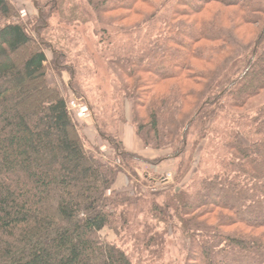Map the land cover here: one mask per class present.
Listing matches in <instances>:
<instances>
[{
  "label": "trees",
  "instance_id": "obj_1",
  "mask_svg": "<svg viewBox=\"0 0 264 264\" xmlns=\"http://www.w3.org/2000/svg\"><path fill=\"white\" fill-rule=\"evenodd\" d=\"M86 2L90 14L75 6L67 20L97 22L105 58L146 88L119 86L137 136L167 153L128 152L111 130L122 113L98 116L71 83L115 154L90 152L67 94L47 79L48 15L39 9L33 36L0 0V264H155L174 230L189 242L186 264H264V0ZM112 11L125 12L113 21L142 20L109 26L102 15ZM254 23L259 33L242 44L237 29ZM167 162L177 164L173 184L158 171ZM120 175L126 190L114 189ZM231 224L263 232L226 231Z\"/></svg>",
  "mask_w": 264,
  "mask_h": 264
},
{
  "label": "rangeland",
  "instance_id": "obj_2",
  "mask_svg": "<svg viewBox=\"0 0 264 264\" xmlns=\"http://www.w3.org/2000/svg\"><path fill=\"white\" fill-rule=\"evenodd\" d=\"M15 5L20 20L27 26V30L33 36H36V29L38 27V18L40 15L39 9L44 10V14L48 15V29L46 30V35L48 36L49 42L52 46L48 44L46 48V55L48 58V68H47V79L51 84H57L60 91L68 96V106L69 110L75 118L79 129L84 134L87 148L90 152L95 153V149L104 155V157H113L115 154L112 146L100 137L98 130L93 122L92 111L90 114H82L83 103L76 102L75 106L71 104L73 100L77 98L82 102L86 100L81 96H76L70 90L71 83L76 85L78 89L86 96L91 105L94 108L95 114L98 116H104L106 113L109 116L114 115L116 121L118 118H123V122H116L113 126L114 132H117V140H120L128 152L136 154L138 156L156 159L159 156H163L167 152L155 151L153 149L145 148L142 140L137 136L135 126L133 124V102L130 100L123 101V93L119 91V86L125 85L130 91L135 89L134 79L128 78L126 75H120L121 72L118 67L113 66L106 59V53L104 47L100 44V38L98 30L100 27L97 22L84 23L83 21H71V11L72 7H77L79 11H86L87 14L91 13V8L88 6L86 0H11ZM139 7H141L139 5ZM217 8V7H216ZM221 11L227 13H233L234 8H222L218 6ZM75 12V11H74ZM81 12V13H82ZM151 12V9L149 10ZM125 12L122 11H112L103 14L104 22L113 27H126L131 28L136 26L141 20V17L133 16L129 14L119 21H113L115 17H120ZM205 16L209 17L207 13ZM187 19L188 18H184ZM225 26L228 25L225 23ZM261 29V24H245L241 28L237 29L236 35L239 41L248 45L252 42ZM57 54L59 56H57ZM62 56V57H60ZM60 59V60H59ZM60 62V65L57 63ZM58 65V66H57ZM199 67L204 65L197 63ZM68 67H72L74 70V75L71 76ZM187 75V74H186ZM122 76V77H121ZM142 78H147L149 76L139 74ZM138 77V75H137ZM136 77V78H137ZM122 78V79H121ZM186 88L195 87L193 83L186 82ZM197 88V87H196ZM146 88L135 89V94L145 95ZM165 91L162 86L153 89V92ZM255 102V101H253ZM140 112L143 109L139 108ZM188 108L185 109L187 112ZM105 113V114H104ZM122 113V116L120 117ZM113 117V116H112ZM132 133V134H131ZM131 145V148H127L126 145ZM142 149L140 152L135 153L137 145ZM132 149V150H131ZM203 148L199 147L194 155V162L191 171L186 177L182 185L186 184L191 177L194 175L197 164L200 157L203 156ZM176 163L167 162L158 168V171L164 176L170 183H174V176L176 174ZM128 179L125 175H120L116 185L115 190H126L128 188ZM220 210H215L210 217V222H214L217 219V215ZM207 218V217H205ZM241 229L245 232L258 235L263 232L262 230H252L243 227L238 224H231L226 231H234ZM101 236L108 239L109 241H116V237L113 232L109 230H104ZM189 242L179 234L176 230L171 233V236L167 240V245L165 249L164 257L161 261L155 264H186V253ZM132 243L129 242L124 245V248H128L131 251ZM136 263V262H135ZM137 264V263H136ZM143 264H147L144 262Z\"/></svg>",
  "mask_w": 264,
  "mask_h": 264
},
{
  "label": "built area",
  "instance_id": "obj_3",
  "mask_svg": "<svg viewBox=\"0 0 264 264\" xmlns=\"http://www.w3.org/2000/svg\"><path fill=\"white\" fill-rule=\"evenodd\" d=\"M79 102V103H83V106H82V114L83 115H86V114H90V109H89V107L84 103V102H82V101H80V100H77V98L75 99V100H73V102L71 103V104H73V106H75V104H76V102Z\"/></svg>",
  "mask_w": 264,
  "mask_h": 264
},
{
  "label": "crops",
  "instance_id": "obj_4",
  "mask_svg": "<svg viewBox=\"0 0 264 264\" xmlns=\"http://www.w3.org/2000/svg\"><path fill=\"white\" fill-rule=\"evenodd\" d=\"M131 134H132V133H131ZM136 145H137V144H136ZM126 147L130 149V148H131V145L127 144ZM132 148H136L137 151H135V153H137V152H140V150H141L143 147L141 148L140 146L137 145L136 147H132ZM131 150H132V149H131Z\"/></svg>",
  "mask_w": 264,
  "mask_h": 264
}]
</instances>
